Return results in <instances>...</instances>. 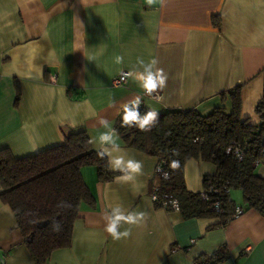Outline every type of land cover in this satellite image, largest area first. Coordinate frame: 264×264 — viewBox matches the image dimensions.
Returning <instances> with one entry per match:
<instances>
[{
	"label": "crops",
	"instance_id": "1",
	"mask_svg": "<svg viewBox=\"0 0 264 264\" xmlns=\"http://www.w3.org/2000/svg\"><path fill=\"white\" fill-rule=\"evenodd\" d=\"M117 55L123 64L114 63ZM152 58L168 77L160 99L131 77L112 84L119 72L139 68L138 59ZM262 70L264 0H0V149L16 158L34 154L61 144V129L73 124L97 137L106 130L100 121L114 128L123 104L136 96L143 109L158 114L230 110L227 91L239 84L241 117L256 124ZM119 143L127 158L142 162L143 175L118 182L122 173L109 168L115 175L101 182L94 165L82 166L94 204H80L70 244L53 250L44 264H197L220 247L227 258L207 264H264V216L250 209L207 229L216 218L186 219L179 210L155 207L150 189L157 156ZM255 170L264 177V164ZM214 171L210 162L188 159L187 189L200 191L203 175ZM115 205L146 213L140 225H122L131 235L120 240L104 230L105 212ZM0 264H35L1 200Z\"/></svg>",
	"mask_w": 264,
	"mask_h": 264
},
{
	"label": "trees",
	"instance_id": "2",
	"mask_svg": "<svg viewBox=\"0 0 264 264\" xmlns=\"http://www.w3.org/2000/svg\"><path fill=\"white\" fill-rule=\"evenodd\" d=\"M219 95L223 102L226 92ZM227 96L230 110L222 105L206 113L196 108L168 109L158 114V121L148 132L122 126L123 109L114 121L125 145L157 156V163L167 173L157 179L154 206L173 210L164 206L163 201L175 199L186 219L216 218L217 223L207 229L223 226L233 218L237 204L229 194L231 188L240 189L243 212L253 209L264 216V177L255 170L258 163L264 164V87L254 106L256 124L241 117L240 84L228 90ZM18 98L17 89L16 103ZM138 111L141 116L148 112L141 105ZM61 131V144L31 155L16 158L9 150L0 149V200L13 212L35 264H44L53 250L70 244L80 204H94L80 168L94 165L101 182L115 175L108 167L107 157L100 159L97 149L88 143L91 138L84 127H66ZM235 148L240 150V158L235 155ZM190 158L215 167L214 173L203 175L200 191L188 190L185 185L184 166ZM174 160L179 162V168L171 167ZM63 203L71 207H62ZM54 221L60 223V231H53ZM227 256L226 248L220 247L209 258L196 259V263L222 261Z\"/></svg>",
	"mask_w": 264,
	"mask_h": 264
},
{
	"label": "clouds",
	"instance_id": "3",
	"mask_svg": "<svg viewBox=\"0 0 264 264\" xmlns=\"http://www.w3.org/2000/svg\"><path fill=\"white\" fill-rule=\"evenodd\" d=\"M164 3V0H147L149 5L154 3ZM124 62L122 55H117L114 58L116 65H121ZM159 61L156 58L150 59L147 63L143 59H138L139 68H134L132 71L123 73L124 77H131L138 86L143 89L146 95L152 96L160 90H163L167 84V75L162 68L157 67ZM160 99V97H156ZM142 100L140 96L123 104L122 126L137 127L140 131L148 132L152 126L158 121V112L149 110L145 115L141 116L138 108ZM258 122V121H257ZM101 126L106 129L99 132L97 137L91 138L88 143L95 144L97 148V156L100 159L107 157L108 167L113 171H119L122 175L116 179L118 182H135L138 176L143 175V164L141 161L134 158H127L125 149L121 148L118 130L113 128L105 119L100 121ZM72 127H76L75 124ZM173 169L179 168L178 161H172ZM167 175V173H165ZM175 204V202H173ZM62 207H71L70 204L63 203ZM104 219L106 221L105 231L114 240L127 238L131 235L130 228H125L121 231L123 224L140 225L146 219V213L143 211H127L121 205L111 207L110 211L105 212ZM60 223L53 222V231H60Z\"/></svg>",
	"mask_w": 264,
	"mask_h": 264
},
{
	"label": "built area",
	"instance_id": "4",
	"mask_svg": "<svg viewBox=\"0 0 264 264\" xmlns=\"http://www.w3.org/2000/svg\"><path fill=\"white\" fill-rule=\"evenodd\" d=\"M126 72H129V71L123 70V71L119 72L117 75H115L112 79V84L114 86H119V85L124 84L128 78V77L123 76V73H126ZM158 96H159L158 93H154L152 95V97H154V98H156ZM229 150H230V148L227 149V151H229ZM234 153L238 158L241 157V153H240V150L238 148L234 149ZM165 173L166 172H164L162 170L160 164L156 163V165L154 167V174H153L154 178L158 179L160 176L166 177L167 175H165ZM157 190H158V186L156 183H154L150 189V197H151L152 201L156 200V198H157ZM204 195H205V193L202 192V196H204ZM205 197H206V195H205ZM173 202H175V204ZM163 205L164 206H170L173 210H178V203L175 199H167V200L163 201ZM242 213H243V209L239 206H236L234 209V212L232 214V217H236Z\"/></svg>",
	"mask_w": 264,
	"mask_h": 264
},
{
	"label": "rangeland",
	"instance_id": "5",
	"mask_svg": "<svg viewBox=\"0 0 264 264\" xmlns=\"http://www.w3.org/2000/svg\"><path fill=\"white\" fill-rule=\"evenodd\" d=\"M230 193L232 198L235 200L236 204H242L243 200H242V195H241V191L238 188H231L230 189Z\"/></svg>",
	"mask_w": 264,
	"mask_h": 264
}]
</instances>
